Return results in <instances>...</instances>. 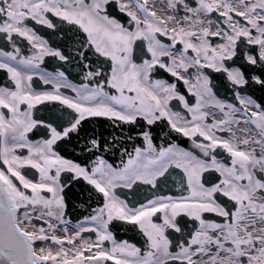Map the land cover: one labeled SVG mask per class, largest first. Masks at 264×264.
<instances>
[{"label":"snow or ice","instance_id":"snow-or-ice-1","mask_svg":"<svg viewBox=\"0 0 264 264\" xmlns=\"http://www.w3.org/2000/svg\"><path fill=\"white\" fill-rule=\"evenodd\" d=\"M110 2L0 0V36L11 49L0 50V69L14 85L0 87V109L7 110L0 111V264H264V108L242 94L248 79L241 67L234 66L240 54L247 65L264 68V0H194L195 6L186 0H164L166 10L173 13L169 15L150 11L147 0H115L129 18L127 26L108 14ZM49 13L75 26L64 37L68 43H75L83 33L80 47L94 50L102 63L110 62V74L84 64L85 82L75 84L62 71H43L46 56L67 59L29 26L32 21L54 29ZM213 13L224 18L225 27L208 19ZM210 37L221 42L213 45ZM17 38L27 42L30 55L21 54ZM178 45L182 47L177 51ZM157 69L182 81L195 103L178 93L176 83L153 79ZM189 69L195 70L190 77ZM206 70L226 78L238 105L218 98ZM34 74L51 85V91H35ZM251 79L264 87V79ZM105 83L114 94L105 90ZM62 88L75 96L62 94ZM173 99L191 119L172 111L169 101ZM53 101L75 113L69 114L67 126L63 115L56 117L54 112L47 121L34 116L37 105ZM209 109L222 118L213 114L211 123L206 122ZM89 117L114 118L129 125L140 118L148 126L166 120L174 132L192 140L199 154L174 143L157 150L150 132L143 131V147L125 153L128 159L121 161L122 166L113 167L100 156L90 167L81 166L56 149ZM40 128L47 138L31 140L29 133ZM218 132L229 135L224 138ZM193 137L204 142L197 143ZM90 143L97 150L101 147L96 139ZM217 149L228 154L230 164L218 159ZM172 167L183 172L187 195H155L130 206L115 191L131 189L137 182L156 188ZM28 169H34L38 179L30 178ZM62 173L86 182L89 197H102V205L91 208L74 225L65 219L67 185L62 183ZM205 173H218V182L203 181ZM218 197L226 200L218 202ZM205 213H214L223 222L207 219ZM181 216L196 222L187 240L180 239L184 235ZM34 219L46 227L37 228ZM117 223L138 228L146 238L144 249L118 242L110 230ZM58 226L62 238L54 234ZM36 242L57 247L37 249ZM105 242L111 247H105Z\"/></svg>","mask_w":264,"mask_h":264},{"label":"flooded vegetation","instance_id":"flooded-vegetation-1","mask_svg":"<svg viewBox=\"0 0 264 264\" xmlns=\"http://www.w3.org/2000/svg\"><path fill=\"white\" fill-rule=\"evenodd\" d=\"M87 2V0H86ZM122 3H127L128 0H120ZM143 3L144 0H141ZM191 6H195L194 0H186ZM148 8L150 11L156 10L158 15H169L173 14L166 10V3L164 0H147ZM165 9L161 13V9ZM108 14L117 19L120 23L128 25V17L119 11L115 0H111L107 6ZM183 14V9L181 8L179 13H176L179 18ZM48 18L56 25L54 29H49L43 25H37L32 21H29V26L33 27L37 34L40 35L43 39L47 40L50 47L57 48L62 51V53L67 57L65 61H61L58 58H53L46 56L44 62L41 64V69L45 72H55L62 71L68 77V79L75 84L84 83L82 77L87 71L84 69V64H90L92 68L97 66L100 67L102 74H110L109 64L110 62H103V58L97 57L94 53V50H88L87 46L80 47V37L83 36V33H79L76 37L75 43L70 44L64 37L70 35V29H74L75 26L68 25L67 22L61 21L58 17L52 16L51 13L47 14ZM235 18V14H232ZM208 19L213 20L215 23H219L221 27H225L224 18L220 17L218 13L211 14ZM215 23L212 25V30H215ZM241 23H245L241 20ZM171 27V25H169ZM253 34H255L253 30ZM162 42L169 43L167 37H159ZM18 39V46L21 47L22 55H30L29 52L30 46L26 41H20ZM86 39V38H85ZM210 43L213 45L221 42L218 37H210ZM139 43V42H138ZM182 47L177 46V51ZM11 50L10 46L7 45L5 39L0 36V50ZM79 53H84V56L79 55ZM189 55H192L189 50ZM236 64L234 66L241 67L246 74L248 79L247 86L243 89L242 94L250 96L256 103L260 104L264 108V87L259 84H256L252 81L251 77L256 76L264 79V68L260 65L250 66L243 60L242 55L238 54L234 58ZM166 60V58H165ZM139 62V61H137ZM195 72L194 69H189L188 77H190ZM206 74L210 75V79L213 85V91L217 93L219 99L225 100L229 103H234L238 105V101L235 100L234 92L232 86L226 81V78L221 76L218 73L212 72L211 70H206ZM153 79H163L168 83H176L177 91L180 95H183L186 101L190 103H195V97H193L189 91L188 87L183 84L182 81H177L169 73L164 70L157 69L153 74ZM32 87L35 91H51V85H45L39 79L38 74L33 75L31 81ZM91 86V85H90ZM0 87H13L14 85L7 77L5 70L0 69ZM105 90L109 91L110 94H114V89H109L105 83ZM61 93L68 96H75L70 89H61ZM129 95H132L129 93ZM24 106H22L23 108ZM169 107L174 112H179L182 117L185 119H191L189 115L186 114V109L180 104L176 99L169 101ZM0 111L6 112V109H0ZM53 112L56 117L63 115L64 125L67 126V120L71 116H75V113H72L71 109H67L63 105H59L58 102H45L43 105H37L34 109V116L44 118L46 121L53 119ZM213 114L216 119H221L222 115L215 109H209V117L206 118V122L211 123ZM143 131H149L151 134L153 145L159 150V147L163 145L167 147L169 144H176L178 147L184 148L185 150L193 151L196 154H199L198 150L193 148L192 140L188 137H184L182 134L174 132L170 126L167 124L166 120L157 121L154 125L148 126L146 123L137 118V121L134 125L124 124L120 121H116L114 118L109 119L106 117H89L86 120L81 122V125L78 129V132L71 133L67 141L60 143L59 148L56 150L65 158L72 159L74 162L81 164V166H91V162L95 160L96 156H100L102 159L113 165V167L122 166L121 161H127L128 155L125 153H133L135 147H143V139L140 133ZM217 135L227 138L229 133L227 132H218ZM237 137H240L242 133L239 131L236 132ZM131 137V139H130ZM29 138L33 141L47 138V133L43 128L38 130H33L32 133H29ZM96 139L99 141L100 148L97 150L91 145V141ZM197 143L204 142L202 137H193ZM107 149V150H105ZM218 159H223L224 162L230 164V158L228 154L223 152L222 149H217ZM24 154L27 152L24 150ZM32 174L30 178L38 179L39 174L35 172L34 169H28ZM62 183L67 186L64 189L65 195V219L70 220L71 224H75L78 221L82 220L85 215H88L91 208L98 207L102 205V197L98 195H93L89 197L88 189L90 186L86 185L82 179L73 180L71 174L62 173L61 176ZM202 180L218 182V173H205L202 177ZM207 186V184H206ZM186 180L184 179L183 172L180 169L172 167L166 173L165 178H160L158 181V186L152 188L150 185H143L137 182L136 185H133L131 189L118 187L115 191L117 195L128 202L131 205H137L139 203L146 202L148 199L153 198L155 195H165V196H179L187 195L186 191ZM226 200V198L218 197V202ZM234 210V209H233ZM205 218L212 219L215 222H223V218L215 216L214 213H205ZM183 236H180V239L187 240L189 233L195 230L196 222L188 220V218L181 216ZM185 222L187 227L184 226ZM33 224L39 227H46V225L40 220H33ZM72 227H69V235H71ZM113 231L114 238L119 241H127L128 243L134 244L137 247H140L142 250L145 246L146 238L139 232L138 228L131 225H124L122 223L114 224L111 228ZM57 237H63V230L59 226L57 227L55 233ZM86 238L89 234H82ZM91 238L94 239V234H91ZM171 239L176 240L175 237H170ZM34 246L39 249L40 247H52L53 251L56 250L55 245L48 242L47 244L41 245L40 242H36ZM67 247V244H65ZM105 247H111L108 242H105ZM214 251V248H213ZM195 259V257H194ZM207 259V257H205ZM244 259V258H242ZM107 264H113L112 261H108ZM179 264V261L175 262Z\"/></svg>","mask_w":264,"mask_h":264}]
</instances>
